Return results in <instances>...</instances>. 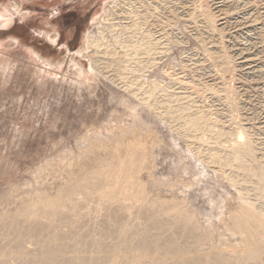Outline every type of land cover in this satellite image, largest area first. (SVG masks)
Masks as SVG:
<instances>
[{
	"label": "rangeland",
	"instance_id": "1",
	"mask_svg": "<svg viewBox=\"0 0 264 264\" xmlns=\"http://www.w3.org/2000/svg\"><path fill=\"white\" fill-rule=\"evenodd\" d=\"M114 1L0 0L1 13H9L8 16L14 18L6 27L0 20V200H10L4 206L14 210L13 197L31 193L37 188L36 179L44 183L39 188L55 195L57 188L64 186L67 175L58 171V160L70 153L74 160L80 157L88 164L90 159L84 157L99 141L110 138L109 131L117 129V139H122V126L131 129L130 132L134 130L139 142L147 141L149 160L139 176L146 192L151 198L180 204V210L185 211L196 226L193 235L183 233L168 220L167 215L171 212L159 210L156 216L163 223V237L175 236L179 244L190 243L195 251L212 253L221 247V240L225 238L224 225L230 224L240 205L235 188L226 179L229 167L224 176L218 163L211 161L210 165L208 162L210 159L206 155L215 149L214 140L210 139L212 136L208 133L210 138L207 136L205 142L187 138L188 133L181 125L183 118L167 122L153 110H147L139 98L122 88L121 82L112 80L113 69L95 71V77L90 78L91 66L95 68V56L94 49L88 45V37L99 34V28L107 26L104 17L106 11H113ZM178 1L174 14L177 12L181 16L176 13L177 18L172 21L175 23L172 29L175 40L172 38V41L177 43L171 45L170 56L160 60L150 79L171 85L177 92H186L187 89L191 92L193 80L197 84L211 85L212 89L201 92L200 96L212 117H216L226 130L243 128L250 131L247 133L252 134L251 138L260 149L259 158L263 154L259 162L264 167V0H221L225 2L219 21L225 32L221 40L218 35L208 36L206 33L201 13L203 0ZM198 38L205 39V49ZM83 44L86 45L84 50ZM219 48L222 53L217 59L211 53H218ZM244 57L247 63L236 68ZM225 58H229L235 69L226 72ZM47 60L60 61L62 65L51 66ZM199 65L204 69L198 72ZM165 70L184 84L175 82ZM181 87L184 90L179 89ZM227 96L238 99L237 111L227 107ZM158 97L160 101L164 99L162 93ZM166 104L163 102L160 113L166 110ZM91 136L94 143L86 141ZM41 168L45 170L40 172ZM86 224V228L79 230H83L82 240L85 239L86 243L101 235L99 239L107 244L116 241L114 234L111 235L115 228L106 224L103 214L96 213L94 220ZM137 225L140 230L147 226L141 219L132 223L135 228ZM73 231V234L80 233L76 229ZM235 240L232 241L236 243ZM78 255L98 253L86 244Z\"/></svg>",
	"mask_w": 264,
	"mask_h": 264
},
{
	"label": "bare ground",
	"instance_id": "2",
	"mask_svg": "<svg viewBox=\"0 0 264 264\" xmlns=\"http://www.w3.org/2000/svg\"><path fill=\"white\" fill-rule=\"evenodd\" d=\"M177 1L115 0L112 5L113 11H106L104 17L107 26L100 27L99 34L88 37V45L94 49L95 56L93 61L95 68L91 66L92 71L89 75L90 78H94L95 71L113 69L112 80L121 82L122 88L139 98L147 110H153L167 122L173 118L176 120L183 118L181 125L188 133L187 138H192L194 142H205L208 141L209 134L212 136V138L208 137L214 140L215 149H212L213 151L210 149L206 155L210 159L208 162L218 163V168L220 167L223 173L219 171L223 175L225 169L229 167L230 173L227 175L226 172V179L235 188L240 202L239 209L231 217L230 224H223L226 229L223 235L226 239L221 240V247L216 248L212 253L205 250L195 251L190 243L179 244L175 236L163 237V223L156 216L159 210L171 212L167 215L168 220L178 226L183 233L193 235L196 226L188 214L180 210V204L149 196L139 177L149 160L147 141L139 142L134 130L130 132L131 129L121 126L122 141L117 139V129L108 130L110 138L99 141L98 145L93 146L84 157L90 159L88 164L83 163L80 157L74 160L70 153L58 160V171L67 175L65 174L64 186L57 188L55 195L39 188L44 183L36 179L37 188L31 193L26 194V192V196H17V194L13 197L14 210L7 208L10 206H4V204L8 205L10 200H0V264H264V167L259 162L263 154L259 158L261 152L258 153L260 149L258 150L256 141L251 138L252 134L249 135L247 132L250 131L243 128L234 127L237 129L235 130L227 127L226 130L215 119L216 117H212L213 114L200 96L201 92L212 89L211 85L197 84V81L193 80L191 92H187V88L186 92H177L172 90L171 85H162L150 79L156 72L160 60L167 55L170 56L171 45L177 43L172 41L174 31L172 29L175 25L172 21L177 18V12L174 14ZM201 3H204L201 5V13L204 16L203 25L206 33L208 36L218 35L221 40L225 32L224 27H220L219 21L223 11L221 7L225 2L203 0ZM180 8L183 9L182 6ZM5 14L1 13L0 9V20L3 21L4 27L14 19L8 16L9 13ZM191 14L193 13L189 15ZM198 41L205 49L207 46L205 39L198 38ZM85 46L83 44V50ZM219 49L218 53H211L217 59L221 58L222 52L221 48ZM238 55L240 56L241 53ZM247 58H241L242 62L239 61L236 68H242L247 63ZM47 62L51 66L62 65L60 61L53 63L47 60ZM201 65L198 66L199 69L197 67V71L204 69ZM223 66L226 72L235 69L229 58H225ZM165 74L174 77V81L180 85L184 84L176 75L168 73V70H165ZM184 87L179 89L184 90ZM159 93H162L164 98L161 101L158 99ZM232 94L235 96L234 90ZM237 100L227 96L226 104L231 111L238 110ZM163 102L167 103L166 110L160 113L159 109ZM173 102L174 106L171 105ZM173 125L176 126L175 123ZM91 138L92 136L86 141L94 143ZM44 170L41 168L40 172ZM98 212L103 214L108 226L115 228V232H111V235L114 234L116 241L112 244L100 240L99 238L103 236L101 234L99 238L88 240V243L84 241L85 239L82 240L83 230H79L86 228L85 226H88L86 222L94 220ZM136 219L144 220L147 224L146 228L140 230L139 225L137 228L132 226ZM75 229L80 233L73 234ZM86 244L94 247L98 255L79 256L80 248Z\"/></svg>",
	"mask_w": 264,
	"mask_h": 264
}]
</instances>
